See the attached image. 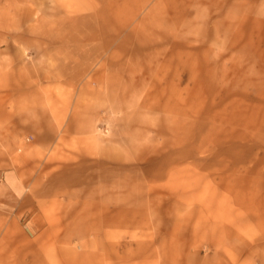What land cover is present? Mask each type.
<instances>
[{
  "label": "rangeland",
  "instance_id": "rangeland-1",
  "mask_svg": "<svg viewBox=\"0 0 264 264\" xmlns=\"http://www.w3.org/2000/svg\"><path fill=\"white\" fill-rule=\"evenodd\" d=\"M0 264H264V0H0Z\"/></svg>",
  "mask_w": 264,
  "mask_h": 264
},
{
  "label": "built area",
  "instance_id": "built-area-1",
  "mask_svg": "<svg viewBox=\"0 0 264 264\" xmlns=\"http://www.w3.org/2000/svg\"><path fill=\"white\" fill-rule=\"evenodd\" d=\"M29 141V140H28Z\"/></svg>",
  "mask_w": 264,
  "mask_h": 264
}]
</instances>
